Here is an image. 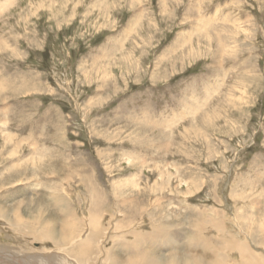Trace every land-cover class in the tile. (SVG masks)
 <instances>
[{
  "label": "rangeland",
  "instance_id": "374dc122",
  "mask_svg": "<svg viewBox=\"0 0 264 264\" xmlns=\"http://www.w3.org/2000/svg\"><path fill=\"white\" fill-rule=\"evenodd\" d=\"M4 1L0 246L264 264V0Z\"/></svg>",
  "mask_w": 264,
  "mask_h": 264
},
{
  "label": "bare ground",
  "instance_id": "6f19581e",
  "mask_svg": "<svg viewBox=\"0 0 264 264\" xmlns=\"http://www.w3.org/2000/svg\"><path fill=\"white\" fill-rule=\"evenodd\" d=\"M7 1L8 0L4 1L3 3H1L2 6L3 5H6ZM10 224H11V227L12 226L14 228L18 227V228H20V230L24 226V223H22V221L21 222H18V221L13 220V221H11ZM47 236H49V235H48V233L46 231L40 234V237H45L46 238ZM90 240L87 239L86 242H84V243H82L80 245L81 246L80 249H79L80 253L79 254L77 253V256L78 257L80 256V254H82L81 257H84V256L86 257L87 249L89 248V246L91 244L90 243ZM249 246H251V245L249 244ZM12 247L13 246H11V248H8V247H5V246H0V250L1 251L3 249L4 252L9 253V254H7V257L5 256L4 258H0V264H77V262L78 263L81 262L80 259H78L77 257H74L72 259L68 255H66L64 253H61L60 250H54V251L51 250V251H49V249H47V251H42V248H39V249H41L42 252L37 249V250H33V253L26 254V255H21L20 256L19 253L21 254L22 251L20 252L19 251V248H16V247L15 248L14 247L12 248ZM236 249L240 252L239 258L241 259L242 264H255V263H252L254 259L257 260L256 261L257 264L258 263L261 264L263 262V261H260V260H262L263 257L262 256H258L260 253L252 252L251 250H248L247 249V245H245V244L244 245L241 244V243H240V245L238 244ZM44 250H46V249H44ZM219 258H221L222 260H226L225 257H220L219 256ZM106 260L107 259H105V261ZM82 262H84V261H82ZM95 264H98V263L95 262ZM125 264H133V262H131L130 260H128V262L125 263ZM156 264H158V263H156Z\"/></svg>",
  "mask_w": 264,
  "mask_h": 264
}]
</instances>
